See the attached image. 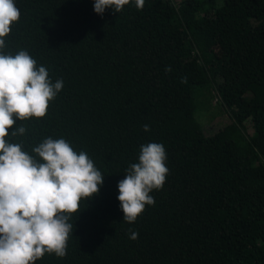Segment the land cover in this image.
I'll use <instances>...</instances> for the list:
<instances>
[{
	"label": "trees",
	"instance_id": "obj_1",
	"mask_svg": "<svg viewBox=\"0 0 264 264\" xmlns=\"http://www.w3.org/2000/svg\"><path fill=\"white\" fill-rule=\"evenodd\" d=\"M14 3L0 53L26 50L63 88L6 139L35 155L63 138L104 175L70 217L67 255L35 264H264V0H130L102 15L94 0ZM208 83L230 119L213 132L194 114ZM148 143L169 171L128 223L118 182Z\"/></svg>",
	"mask_w": 264,
	"mask_h": 264
},
{
	"label": "clouds",
	"instance_id": "obj_2",
	"mask_svg": "<svg viewBox=\"0 0 264 264\" xmlns=\"http://www.w3.org/2000/svg\"><path fill=\"white\" fill-rule=\"evenodd\" d=\"M145 0H135L142 10ZM130 0H94V11L107 8L119 13ZM20 11L14 0H0V49ZM170 70V69H167ZM63 88L53 83L45 66L26 50L17 54L0 53V264H35L47 254L67 255V242L73 224L72 214L80 202L99 193L104 175L84 151L77 153L65 139L45 138L30 155L19 143L9 142V129L16 120L41 119L49 102ZM144 126V131H149ZM20 125L11 136L23 135ZM162 144L141 146L138 162L126 169L118 182L123 221L134 223L146 205H153V190L162 189L169 169ZM132 232L130 239L138 238Z\"/></svg>",
	"mask_w": 264,
	"mask_h": 264
},
{
	"label": "rangeland",
	"instance_id": "obj_3",
	"mask_svg": "<svg viewBox=\"0 0 264 264\" xmlns=\"http://www.w3.org/2000/svg\"><path fill=\"white\" fill-rule=\"evenodd\" d=\"M176 2V0H171ZM196 118L202 123V126L207 131H216L218 128L229 123L227 111L217 101L213 85L208 83L201 90V95L198 96Z\"/></svg>",
	"mask_w": 264,
	"mask_h": 264
}]
</instances>
